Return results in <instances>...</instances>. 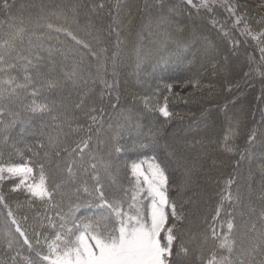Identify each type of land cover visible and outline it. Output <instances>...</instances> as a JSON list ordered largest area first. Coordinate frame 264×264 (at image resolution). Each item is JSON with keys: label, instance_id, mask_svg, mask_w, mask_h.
I'll list each match as a JSON object with an SVG mask.
<instances>
[{"label": "trees", "instance_id": "obj_1", "mask_svg": "<svg viewBox=\"0 0 264 264\" xmlns=\"http://www.w3.org/2000/svg\"><path fill=\"white\" fill-rule=\"evenodd\" d=\"M5 2L8 9L3 8ZM242 18L251 31L245 48L256 55L252 89L237 81L233 48L221 26L205 9L184 0H0V41L23 27L24 39L16 41L12 56L19 52L34 63L39 56L41 80L59 81V87L43 90L38 98L53 105L52 114L34 115L20 107V101L10 105L16 123L5 134L7 143L0 137V154L4 160L43 164L54 196L48 202L30 201L26 192L0 189V264L34 255L15 232L9 211L31 238L41 223L48 224L47 217L56 222L57 214L76 201H98L76 191L87 178L83 168L91 156L96 157L91 162L97 164L109 200L122 198L130 189L131 160L150 156L166 170L167 195L184 214L177 224L174 264H202L198 257L223 252L210 230L221 197L229 191L239 199L223 202L217 233L223 234L231 213L237 252L250 240L259 242L258 217L264 211V17L249 10ZM57 28L73 32L89 48ZM49 49L54 50L51 55ZM24 63H16L10 73L16 83H24ZM74 68L76 75L68 79L65 73ZM31 75L35 80V71ZM172 84L188 87L172 90ZM19 92L24 104L31 102L30 95ZM81 99L84 103L76 108ZM161 102L171 114L168 118L159 112ZM50 136L55 143L50 144ZM89 136L83 161L69 155ZM73 159L75 183L69 182L66 171ZM104 164L111 166V175ZM15 200L23 203L16 205ZM252 222L256 232L248 231ZM181 244L187 256H176ZM261 259L264 254L258 252L257 264Z\"/></svg>", "mask_w": 264, "mask_h": 264}, {"label": "snow or ice", "instance_id": "obj_2", "mask_svg": "<svg viewBox=\"0 0 264 264\" xmlns=\"http://www.w3.org/2000/svg\"><path fill=\"white\" fill-rule=\"evenodd\" d=\"M187 2L192 4V0H187ZM215 2L216 0H212V3ZM199 7L209 8V0H201ZM3 8L8 9L9 5L5 2ZM226 10L235 15V6L227 5ZM241 22L242 18L236 17L235 24L238 25ZM52 27L51 24L48 25V28ZM55 30L63 31L77 45L89 48V45L73 32L62 28ZM24 35L25 29L20 27L10 33L9 39L0 41V125H3L0 127V137H3L5 143L8 140L5 134L14 126L17 116V113L11 110L10 105L20 101L19 106L34 115L52 114L53 105L46 101L40 102L38 98L43 90L50 91L59 87V81L56 79L41 80L43 73L38 63L41 59L39 56L36 57L37 63L28 57L21 56L19 52H16L15 57L12 56V53L16 51V41L22 42ZM259 38L253 36V39ZM29 43L31 44V40ZM53 51L49 49V54L51 55ZM261 52L264 56V49ZM10 59H14L16 63L26 61L22 65L25 73L24 83H16V77L10 74L16 68V63H10ZM33 71L36 73L35 80L31 75ZM75 75V68L72 73H65L68 79H72ZM5 76L7 78H3ZM38 82L39 87L36 86ZM29 87L32 89L30 93L28 92ZM21 89L26 95L32 97L31 102L23 103L19 92ZM83 103L81 99L75 107L80 108ZM159 112L165 118L171 115L167 106L160 107ZM5 117L11 119L5 121ZM52 119L56 120L57 117L53 115ZM90 119L93 123L97 122V117L94 115L90 116ZM89 131H91L90 127ZM90 140L89 136L87 140L81 141L69 155L74 154L80 161H83L84 154L89 149ZM49 142L50 144L55 143V138L50 136ZM121 150L119 147L116 148L118 153ZM227 150L232 149L227 148ZM95 159V156H91L88 167L83 168L87 178L81 181L80 187L76 189L78 193L82 191L85 195L92 196L99 201L96 204L97 213L94 216L78 218L75 211L64 215L58 213V225L47 217L48 224L41 223V230L35 231L30 238L21 228L13 213L8 212L11 224L15 225V232L23 238V244L27 246V249L35 253V259L29 256L25 258V264H174L175 242L179 239L176 235L177 224L184 220V214L178 212L176 203L171 201L167 195L169 177L166 170L155 160L132 162L130 168L134 184L125 191V199L109 200L106 197L105 186L101 182L97 164L91 162ZM76 164V159H73L66 165L68 180L72 183L77 181ZM103 167L105 173L111 175V166L104 164ZM88 179L93 181L91 185ZM3 181H12V191H25L30 201L48 202L54 196L44 165L30 160H23V158L20 161L4 160L0 154V182ZM113 183H115L114 178ZM232 183L233 181L230 180L229 187ZM234 199L238 200L239 197H234L230 191L222 195L221 205L216 209L210 230L211 239L218 242L217 248L226 251L228 255H218L213 250L207 259L203 256L198 257L202 264H257L256 254L258 252L264 254V211H261L258 217L261 225L258 235L259 242L250 240L247 248L240 247L237 252L236 241L232 238L236 225L234 219L231 218V213H228L229 218L226 221L227 231L222 236L217 233L215 222L224 211L223 202H231ZM2 202H4V197L0 196V203ZM248 231H257L256 222H252ZM9 247H11V242ZM175 254L176 256H187L188 249L181 244ZM234 255L235 258H233ZM258 264H264V259H261Z\"/></svg>", "mask_w": 264, "mask_h": 264}, {"label": "rangeland", "instance_id": "obj_3", "mask_svg": "<svg viewBox=\"0 0 264 264\" xmlns=\"http://www.w3.org/2000/svg\"><path fill=\"white\" fill-rule=\"evenodd\" d=\"M184 1L186 3H188L187 0H184ZM200 2H201V0H192L191 5L194 4V5L199 6ZM227 5L235 6V15H233L232 13H230L226 10ZM209 8L211 10H209ZM209 8H203L202 7V9H205L207 12H209L210 16L213 18V20L219 26H221V29L226 34L229 45L231 46V48H233L234 74H236L237 81L240 83V79H241L242 83L249 86V88H251V89L254 88L256 86V79L251 74V68H252V64L256 61V55L254 56L249 51H247L245 48L244 40L245 41L250 40L251 31L248 29V26H247L246 22L244 21V19L242 18V15L246 14V12L250 10L251 13H254V11H255L264 17V0H226V3H225V0H216L215 3H212V0H209ZM236 17L242 18V22L238 25L235 24ZM249 32H250V34H249ZM3 78H7V77L5 76ZM190 86H193V84ZM187 87L188 86L184 87V86H181L179 84H172L170 86V88H172V90H175V89L176 90H178V89L182 90V88L186 90ZM163 106H166L165 102H161L158 105V109L160 107H163ZM152 160H155V159L150 157V156H139L138 158L131 160V162L129 163L130 174H131L130 165L132 164V162H140V161L151 162ZM144 167L146 168L147 165L145 164ZM131 183H132L131 184V186H132L134 184L133 178H132ZM12 187H13L12 181L0 182V189L4 188L8 192H13ZM18 192H21V193L24 192L25 193V191H23V190L16 191V193H18ZM120 199H125V194ZM18 202L23 203V200H19ZM18 202H17V200H15L16 205H19ZM98 202L99 201H97L95 203H89V204H80V203H78V201H76L75 204L69 206L61 215L67 214L70 211H75V214L78 218L92 217L97 213L96 204ZM77 207H78V210H77ZM178 212H180V211L178 210ZM56 222L58 225V223H59L58 218H57ZM225 227H226V224H225ZM48 231H50V229ZM225 231H227V228H225L224 232ZM232 238H233V235H232ZM45 251H46V249H45ZM221 254L222 255H228V253L224 250ZM24 257L27 258L29 256H24ZM31 257L33 259H35V253H34V255H31ZM25 258H22V260L20 262H18V260L12 261V264H14V263L15 264H18V263L19 264H25ZM16 262H18V263H16Z\"/></svg>", "mask_w": 264, "mask_h": 264}]
</instances>
